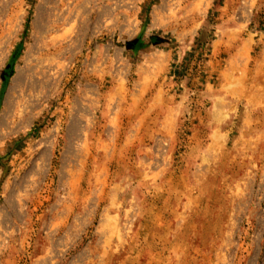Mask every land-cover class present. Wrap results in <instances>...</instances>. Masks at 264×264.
I'll return each mask as SVG.
<instances>
[{
    "label": "rangeland",
    "instance_id": "1",
    "mask_svg": "<svg viewBox=\"0 0 264 264\" xmlns=\"http://www.w3.org/2000/svg\"><path fill=\"white\" fill-rule=\"evenodd\" d=\"M0 264H264V0H0Z\"/></svg>",
    "mask_w": 264,
    "mask_h": 264
}]
</instances>
